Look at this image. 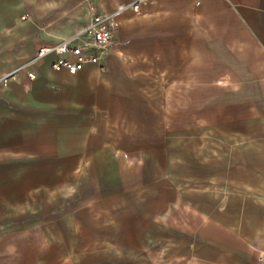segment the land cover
Here are the masks:
<instances>
[{"label": "crops", "instance_id": "0c3cea01", "mask_svg": "<svg viewBox=\"0 0 264 264\" xmlns=\"http://www.w3.org/2000/svg\"><path fill=\"white\" fill-rule=\"evenodd\" d=\"M90 5L104 69L52 73ZM20 156L58 180L0 175V264H264V0H0V173Z\"/></svg>", "mask_w": 264, "mask_h": 264}, {"label": "built area", "instance_id": "2783aa9c", "mask_svg": "<svg viewBox=\"0 0 264 264\" xmlns=\"http://www.w3.org/2000/svg\"><path fill=\"white\" fill-rule=\"evenodd\" d=\"M91 23L83 32L85 41L77 43L78 35L74 38L59 43L44 44L37 50L35 60H41L52 55L54 58L50 63V70L57 74L65 72L70 76L80 73L86 65H97L100 70L104 69L101 63L100 53L107 47L114 38L116 29L112 16L90 5ZM135 13L138 12V5L133 6ZM33 73H28V78L34 79ZM260 261L264 262V254L259 255Z\"/></svg>", "mask_w": 264, "mask_h": 264}, {"label": "rangeland", "instance_id": "374dc122", "mask_svg": "<svg viewBox=\"0 0 264 264\" xmlns=\"http://www.w3.org/2000/svg\"><path fill=\"white\" fill-rule=\"evenodd\" d=\"M46 147H49V142L46 143ZM27 157L20 156L16 157L14 165H12L11 170L3 174L4 178H14V179H28L33 182L38 180L39 176H46L48 184L54 180H58V175L53 171H49V167L46 166L44 170H39L36 163L27 161ZM2 177V178H3ZM41 177V178H42ZM49 195H47L48 198Z\"/></svg>", "mask_w": 264, "mask_h": 264}]
</instances>
